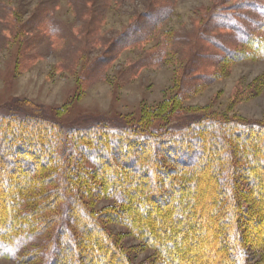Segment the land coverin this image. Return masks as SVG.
Segmentation results:
<instances>
[{
    "label": "trees",
    "instance_id": "1",
    "mask_svg": "<svg viewBox=\"0 0 264 264\" xmlns=\"http://www.w3.org/2000/svg\"><path fill=\"white\" fill-rule=\"evenodd\" d=\"M243 3L242 8L257 16L218 7L212 19L221 22L214 29L228 32V40L234 36L245 47H263L264 40L248 24L264 30V5ZM144 23H136L115 45L141 42ZM216 38L212 42L220 64L249 53ZM220 70L200 73L191 90L218 78ZM183 93L154 111L145 109L131 126H65L31 108L8 107L13 115H0V258L133 264L107 227L114 222L127 225L144 247L154 249L161 264H264V234L259 233L264 229V190L259 189L264 178L258 176L259 168L264 169V124L211 113L157 130L156 120L175 114L189 94ZM29 126L35 133L25 137L22 130H32ZM250 132L254 134L248 143L244 137ZM238 170L246 174L238 178ZM13 180L15 190L16 184L9 183ZM251 189L256 191L253 196L248 194ZM179 190L186 193L170 205ZM102 198L114 204L96 211L93 205ZM254 211L257 215L251 214ZM248 223L256 230L252 238L245 236ZM32 243L39 245L32 249ZM253 252L261 256L256 263Z\"/></svg>",
    "mask_w": 264,
    "mask_h": 264
},
{
    "label": "rangeland",
    "instance_id": "2",
    "mask_svg": "<svg viewBox=\"0 0 264 264\" xmlns=\"http://www.w3.org/2000/svg\"><path fill=\"white\" fill-rule=\"evenodd\" d=\"M254 1L264 5V0ZM243 2L0 0V115L10 117L13 114L8 107L20 106L23 111L31 108L54 117L65 126L99 122L131 126L138 124L145 109L154 111L164 102L175 99L181 91H188L175 114L156 120L157 130L164 131L167 125L189 116L211 113L264 124V46L252 49L234 36L228 40V32L214 29L215 23L221 20L212 19L219 13L218 7L231 8L236 15L257 16L242 8ZM149 14L151 20L147 19ZM142 20L146 34L141 36L144 38L141 42L128 47L115 45L119 36ZM240 20L246 24L247 19ZM248 25L264 40V30ZM212 37L249 53L231 64H220L215 61L219 49ZM214 69H221L220 76L192 91L194 82L200 79L198 75L212 74L209 71ZM11 121L16 123L14 119ZM30 128V131L22 130L25 137L35 133V127ZM250 134L244 137L248 143L254 132ZM244 173L238 170L235 175L239 178ZM258 176L264 178L263 168H259ZM16 181L9 183L13 186ZM16 187L17 184L12 189ZM259 189L263 191L264 186ZM180 193L186 192H175L170 205ZM248 194L253 196L256 191L251 189ZM113 204V200L102 198L93 208L101 211ZM253 226L247 224V238L255 235ZM107 227L118 236L119 244L127 250L133 264H161L155 250L144 247L127 225L108 222ZM259 233L263 235L264 229ZM38 245L32 243L31 247ZM197 257L193 254L192 258L197 260ZM260 258L252 253L253 263ZM41 263L42 258L25 263L0 258V264Z\"/></svg>",
    "mask_w": 264,
    "mask_h": 264
},
{
    "label": "snow or ice",
    "instance_id": "3",
    "mask_svg": "<svg viewBox=\"0 0 264 264\" xmlns=\"http://www.w3.org/2000/svg\"><path fill=\"white\" fill-rule=\"evenodd\" d=\"M246 6V5H245ZM258 7V6H257ZM262 11H264V9H261Z\"/></svg>",
    "mask_w": 264,
    "mask_h": 264
}]
</instances>
